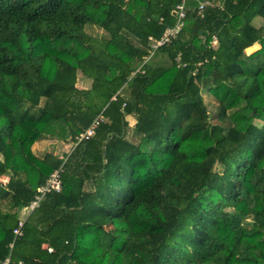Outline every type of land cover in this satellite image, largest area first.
<instances>
[{
	"label": "trees",
	"instance_id": "obj_1",
	"mask_svg": "<svg viewBox=\"0 0 264 264\" xmlns=\"http://www.w3.org/2000/svg\"><path fill=\"white\" fill-rule=\"evenodd\" d=\"M202 1L142 65L179 0H0V264H264V0Z\"/></svg>",
	"mask_w": 264,
	"mask_h": 264
},
{
	"label": "built area",
	"instance_id": "obj_2",
	"mask_svg": "<svg viewBox=\"0 0 264 264\" xmlns=\"http://www.w3.org/2000/svg\"><path fill=\"white\" fill-rule=\"evenodd\" d=\"M179 1L180 2L176 6L175 11H174V15L176 18L175 25L173 27H168L160 39H158V40H155L153 38L149 39L151 41L152 49H151L150 55L144 59V62L142 65H144L152 57L154 52L159 47H162L166 44L171 43L177 37L179 32L182 30V28L184 26V21L186 18V3L189 0H179ZM219 6H221V3L219 0H204V1L200 2L199 7H198V11L200 14H202L203 11L208 7L214 8V7H219ZM216 46H217V39H216V37H213L212 47L216 48ZM140 70H141V67L135 73L139 72ZM105 120L106 119L102 114L97 116L94 119V121L91 123L90 127L77 138L78 142H80L82 140H87L90 137H92L95 133V130L100 126L101 123L105 122ZM62 172H63L62 167L55 170L50 175V177L48 178L46 184L37 189V195L35 196L33 202L30 204V206L27 210L28 212H31L35 208H37L39 206L40 202L43 200V198L47 194H49L51 192H60L61 191V187H62L61 174H62ZM24 220L25 219H20L18 227L14 229L13 233H14L15 237L22 235V227L24 224ZM12 246L13 245L11 244V248H12ZM10 261H11V259L9 256L1 264H10Z\"/></svg>",
	"mask_w": 264,
	"mask_h": 264
},
{
	"label": "rangeland",
	"instance_id": "obj_3",
	"mask_svg": "<svg viewBox=\"0 0 264 264\" xmlns=\"http://www.w3.org/2000/svg\"><path fill=\"white\" fill-rule=\"evenodd\" d=\"M253 24L256 27L264 26V20L262 18L258 17L254 20ZM86 31H87V33H89L90 35L95 36V37H104L105 36V33L102 30H100L96 27H93V26H88ZM258 48H259V46H255L253 49H247L245 51V53L247 55H250L253 52H255ZM76 86L78 89H88L91 87V80L84 78L81 75V73H79ZM203 97H204V101H205L209 111L211 112V123H213V124L218 123V120L216 118V116H217L216 110H215V108H216L215 106L217 105L216 101L212 98V96L210 94H208L205 91L203 92ZM127 119L129 120V122H131V117H128ZM256 124L261 125L262 122L260 120H257ZM131 130L132 129H130V131L128 133V139H132V131ZM74 147H75V145L73 143H70V142H67L65 140H61L58 138L45 136L34 144L33 152L38 157H43L45 154H53L59 158H63L66 155H68L69 153H71ZM0 181L6 182L7 177L0 176ZM28 213H29L28 211L23 210L20 214V219H24L28 215Z\"/></svg>",
	"mask_w": 264,
	"mask_h": 264
},
{
	"label": "crops",
	"instance_id": "obj_4",
	"mask_svg": "<svg viewBox=\"0 0 264 264\" xmlns=\"http://www.w3.org/2000/svg\"><path fill=\"white\" fill-rule=\"evenodd\" d=\"M255 46H258V45H255ZM255 46H253V47H251V48H249V49H253ZM259 49V48H258ZM257 49V50H258ZM256 50V51H257ZM254 53V52H253ZM157 60V59H156ZM89 89V88H88ZM131 117V116H130ZM128 120V119H127ZM128 122H129V120H128ZM135 125V119L133 118V117H131V122H129V127H130V129H132L133 128V126ZM26 218V217H25ZM24 218V219H25Z\"/></svg>",
	"mask_w": 264,
	"mask_h": 264
}]
</instances>
